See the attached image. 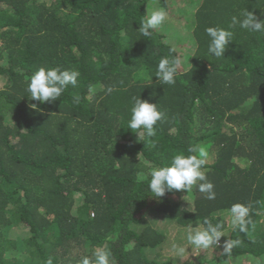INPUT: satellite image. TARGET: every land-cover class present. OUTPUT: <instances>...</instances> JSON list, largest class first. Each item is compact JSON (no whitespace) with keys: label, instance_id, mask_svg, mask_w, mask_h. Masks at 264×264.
Listing matches in <instances>:
<instances>
[{"label":"trees","instance_id":"obj_1","mask_svg":"<svg viewBox=\"0 0 264 264\" xmlns=\"http://www.w3.org/2000/svg\"><path fill=\"white\" fill-rule=\"evenodd\" d=\"M156 1L179 13L181 37L141 35L153 0H0V264H79L100 248L109 264H180L148 256L167 239L146 221L153 210L231 227L228 241H239L230 256L224 242L220 255L183 264L264 260V32L230 29L225 58L208 54L205 33L244 9L264 20V0ZM165 57L180 61L173 86L153 76ZM40 67L76 70L77 85L31 100ZM139 97L162 113L150 142L127 129ZM201 147L215 199L196 185L193 202L149 196L152 168ZM234 204L248 208L244 232L225 216Z\"/></svg>","mask_w":264,"mask_h":264},{"label":"clouds","instance_id":"obj_2","mask_svg":"<svg viewBox=\"0 0 264 264\" xmlns=\"http://www.w3.org/2000/svg\"><path fill=\"white\" fill-rule=\"evenodd\" d=\"M167 19V12L163 9L151 12L146 19L139 24V29L143 37H149L152 30L162 25ZM252 32H264V20L247 9L242 10L238 16H233L228 29L222 27L210 26L205 29L208 38L207 52L215 58H225L224 54L233 41V31L230 29L235 26ZM172 51V49H170ZM178 59L162 58L156 65L155 75L161 85L173 86L176 84ZM80 73L76 70H60L57 67H40L36 70L29 82L26 91L30 93L31 100L40 103H51L60 98L68 89L69 85L75 87ZM151 76V80L152 77ZM146 85V84H145ZM112 89L109 88L108 92ZM80 97H74V102L78 103ZM36 108L35 104L31 105ZM162 119V113L157 109V104L150 103L147 100L133 98L130 107V118L127 121V129L137 133L140 141L150 142L156 135V125ZM142 130V131H141ZM188 155L176 154L171 158L170 164L158 168H152L147 177V190L154 199L162 198L168 192L186 190L189 191L194 185L198 187L201 193L206 194L208 200L215 199L214 185L208 180L202 167L206 163L208 152L205 148H189ZM198 153V154H191ZM231 225L233 231L244 232L249 221L248 208L242 204H234L231 209ZM205 227L189 230L186 236L187 242L196 249H208L213 245H218L222 234V225L213 224L210 220H204ZM239 244L238 240L226 241L223 246V252L230 256L232 249ZM176 253L182 255L183 247H177ZM94 261H90L85 256L79 264H109V252L100 248L93 253ZM47 264H52L49 258Z\"/></svg>","mask_w":264,"mask_h":264},{"label":"rangeland","instance_id":"obj_3","mask_svg":"<svg viewBox=\"0 0 264 264\" xmlns=\"http://www.w3.org/2000/svg\"><path fill=\"white\" fill-rule=\"evenodd\" d=\"M159 9H163V8L157 5L156 0H153V2L151 3V7L149 8V14ZM178 15L179 13L177 11L171 13L167 12L166 21L162 25L158 26L161 28L163 32H167L169 37L173 36L174 38H177L182 36L184 24L182 21L177 20V18H179ZM210 160L211 157L208 156L206 158V162H209ZM191 194H192V189H190L189 191L173 190L169 194V196L172 197L173 200H180L181 202L182 201L186 202L188 201V199H191V201L193 202L194 198L191 196ZM225 216L228 221L230 222L232 221V217L230 213L227 212ZM262 220H264V218ZM146 221H148L153 227L161 230L163 233H167L166 241L157 249L151 248L150 251H148L147 253L148 256L151 259H153L154 257L155 258L158 257L160 259L173 258L175 261L179 262L180 264L190 263L192 261L203 258H209L214 255H220L218 249L221 247V245L224 242L228 240L230 233L229 229L231 228L230 227L227 230L222 231L223 235L220 237L218 245H213L208 249H196L188 244L186 236L189 230H192L197 227L203 228L202 225L194 224V223L188 225H180L174 219L168 217L162 212H159V210L156 211L153 210L150 214H148L146 217ZM261 223L264 226V223L262 221ZM177 247L184 248V252L182 255H178L176 253L175 249ZM230 263L231 264H264V260H261L257 257L244 256L242 259H237V260L231 258Z\"/></svg>","mask_w":264,"mask_h":264}]
</instances>
